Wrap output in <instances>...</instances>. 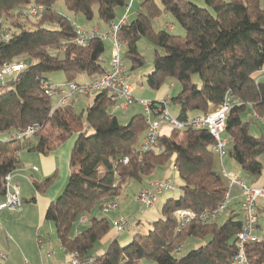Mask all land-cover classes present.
I'll return each instance as SVG.
<instances>
[{
    "label": "trees",
    "instance_id": "1",
    "mask_svg": "<svg viewBox=\"0 0 264 264\" xmlns=\"http://www.w3.org/2000/svg\"><path fill=\"white\" fill-rule=\"evenodd\" d=\"M56 1L0 0V19L9 31V40L0 42V66L18 63L19 58L27 61L16 78L0 86V198L4 195V177L18 169L16 154L24 147L23 142L11 138L13 134L36 126L30 150L42 155L74 136L68 180L44 215V221L53 224L65 253L71 256L75 252L79 259H91V264H137L141 260L156 264H230L235 236L242 225L240 213L221 224L216 219L192 220L181 229L175 214L177 210L200 214L216 209L228 191L227 179L221 173L222 159L214 152L215 141L208 131L188 125L172 129L169 135L159 136L156 148L142 152L138 146L146 130L144 115L135 114L121 124L110 111L118 104L112 91L95 93L91 104L80 113L74 112L70 103L52 106L51 97L41 86L42 81H48L47 74L62 72L66 83L78 84L109 71L101 59L103 40L96 38L85 47L78 46L72 28L75 21L55 11ZM201 1L202 6L194 0L139 3L135 19L117 32V41L125 48L122 61L126 75L144 66L137 42L147 39L154 46V56L144 84L154 91L170 82L179 84L178 94L170 100L178 105L176 119L183 124L204 115L210 105L221 104L230 91L240 104L231 108L225 123L228 156L244 174L257 177L264 171V133L255 136L250 127L258 126L255 116L264 119V79L255 76L264 69V3ZM127 2L63 0L74 17L81 15L91 21L96 14L105 24L113 22L116 9ZM38 6L42 11L37 22L29 26L21 23V18H30L28 10ZM164 13L172 16L183 35L153 29L152 20ZM193 75L198 83L192 81ZM6 134L9 138L2 139ZM168 162L181 181L176 186L180 195L161 205V217L149 223L146 233H136L124 247L114 237L103 254H93L96 244L112 229L105 216L92 215L94 208L103 211L104 204L119 197L130 180L141 182ZM52 181L53 176L35 183V191L44 193ZM256 208L259 218L264 207L257 203ZM82 216H87L88 223L77 231ZM188 238L206 239V243L175 256L176 249H181ZM246 258L248 264H264V236L247 245Z\"/></svg>",
    "mask_w": 264,
    "mask_h": 264
},
{
    "label": "built area",
    "instance_id": "2",
    "mask_svg": "<svg viewBox=\"0 0 264 264\" xmlns=\"http://www.w3.org/2000/svg\"><path fill=\"white\" fill-rule=\"evenodd\" d=\"M146 0H128L125 6V15L119 21L118 24L111 22L109 24V33L101 32L98 28L92 27L89 29L84 28L76 22L72 23V28L75 32V43L80 47H85L93 39L104 40L108 37L112 40V52L109 71L98 78L91 80L88 83H73L64 82L59 84H53L49 81H42V89L44 93L49 96H57L55 107L66 105L70 98L76 93L83 95L95 94L102 90H110L115 94V98L121 109L133 105L137 99L134 96V88L128 81L125 67L120 55L122 50L121 45L117 41V32L120 27L126 24V15L130 12L135 2L141 3ZM42 11V7L38 6L30 8L28 14L32 17L37 16ZM9 40V31L0 19V42L5 43ZM25 68L21 63H4L0 66V86H3L9 78H16L17 75ZM255 76L259 79H264V69L257 72ZM174 87V84H167L168 93L164 99L159 102H153L148 100L140 101L143 107L144 121L146 124V130L139 142V150L147 152L157 147L158 138L161 135L159 132L160 124L165 121L170 129H182L185 125L193 127L195 129H205L213 137L215 144L213 147L214 152L223 159L228 155L229 140L225 136V123L229 111L234 105L240 104L239 99L235 98L230 91L225 93L223 101L217 106L210 105L204 115H196L188 121L187 124L179 122L176 118L171 117L169 113L170 96L169 91ZM257 117V116H255ZM36 130V126H28L21 132L12 135V139L23 142L28 137L32 136ZM19 156V152L16 154ZM125 163L127 159L123 160ZM222 175L227 179L228 191L225 194L222 202L216 209L205 210L200 214H196L190 210H177L175 212L179 222V229L184 227L192 220H200L201 222H209L217 219L229 206L231 195L230 191L236 187L240 194L239 213L242 219L241 229L235 236V253L230 261V264H248L246 258V247L250 243L257 242L258 236V215H257V203L260 200H264V185L262 187H250L246 185L239 177L227 172L224 168L221 170ZM12 173L7 174L4 177L3 189L4 195L0 198V213L2 211H12L20 213L22 209V201L19 195L18 187L11 183ZM174 189L173 183L169 179H163L160 181H154L147 187L142 188L135 198V202L138 206L143 208L152 207L158 196L165 191ZM117 204L106 203L103 207V212H109L115 210ZM81 223L87 222V216L80 218ZM128 227L126 219L121 218L114 223V237H117L123 233ZM40 245V243L38 242ZM180 249H176V252ZM6 257L0 253V260H4ZM65 264H91V259H79L77 253H72L71 258Z\"/></svg>",
    "mask_w": 264,
    "mask_h": 264
},
{
    "label": "rangeland",
    "instance_id": "3",
    "mask_svg": "<svg viewBox=\"0 0 264 264\" xmlns=\"http://www.w3.org/2000/svg\"><path fill=\"white\" fill-rule=\"evenodd\" d=\"M262 1L264 3V0H262ZM194 2L197 3L198 5L202 6L201 0H194ZM54 9L58 13L64 14L66 16H69L71 19H74V21L76 23L83 26L84 28L85 27H91V28L92 27H96V28L99 27L101 32L109 33V28H108L109 24L99 22L96 14H94L93 19L91 21H86L81 15L74 17L71 13H69L66 10V8L63 4V0H57L55 5H54ZM139 9H140L139 3L135 2L133 4L132 8L130 9V12L126 15L128 22L135 19ZM94 11H95V9H94ZM124 15H125V7L117 8L113 22L118 24L119 21L124 17ZM37 16H35V17L30 16V18H28V17L27 18H21L20 21H21V23L25 24V26H29V25H32V24L37 22V18H36ZM152 27L154 30H164V31L172 33V34L183 35V30L175 22V20L172 18V16H170L169 14L164 13V14L160 15L159 17L155 18L154 20H152ZM11 29H13V26ZM87 29H89V28H87ZM103 45H104V53L101 56V59H102L103 65L106 68H109L110 67L109 64H110V60H111L112 46H113V43H112V40L110 39V37L103 40ZM137 49H138V52L143 57L145 64L142 68L136 70L135 72H129L127 75L128 81L130 82V84L134 88V91H135L134 96L137 99V101L133 105L127 107L128 110H126V111H123L125 109L122 110L118 104H117V106H114L110 109V111L118 118V120L121 124H126L133 115L142 113L143 107L141 106L140 101L154 100L153 97L156 94V91L149 89L144 84L146 75H148L152 70L154 46L147 39L141 38L137 42ZM124 53H125V48H122V50L120 51V55H121L122 59H123ZM25 59L26 58H19L18 63L24 64V65L27 64V61ZM126 64L128 65V62ZM46 77H47V80L53 84L65 82V76L62 72L50 73V74H47ZM135 77H137L139 80H142L143 84L141 85L139 83L134 82L133 78H135ZM192 81L198 83V78L196 75L192 76ZM83 82H84V80H83ZM170 83L174 84V88L170 89V92H169L171 94V97L174 98L175 95L178 94V91L180 90V86L176 82H170ZM92 95H94V94L83 95L81 93H76L75 95H73L72 98H70V100H71V102L73 100L72 108H73L74 112L80 113L82 111H85L86 108L91 104V101L93 98ZM70 100L67 104L70 103ZM56 101H57L56 96L51 97V104L53 107L56 105ZM178 110H179L178 105H176L174 102H172L170 100V106H169L170 116L176 118L178 115ZM83 118H84V115H83ZM255 118L258 119V126H256L255 124H252L250 127V132L253 135L258 136L261 134V132L264 133V119H260L259 117H255ZM159 132L161 133V135H169V133L171 132L170 127L168 126V124L165 121L161 122ZM30 137H28L27 139L29 140ZM1 138L2 139H8L9 135L8 134L2 135ZM28 140L25 139L23 141L22 145L25 146L26 141H28ZM140 141H141V139L139 140V142ZM229 159L230 158L228 155L223 158V161L225 162L226 165L229 163ZM171 165H172V163L168 162L164 166V168H162V170L160 172L170 170ZM173 175H174V173H173ZM239 178L246 185L251 187V179L252 178H256V179L260 178L258 181H260V182L263 181L264 171L262 173V176L260 175L257 177L247 176L246 174L241 172V174L239 175ZM152 182H154V181H152ZM138 185L139 184L137 181L130 180L127 183V185L122 189L120 196L110 200L111 202L114 201V203L117 204V206H119V207L115 208V211L110 210L111 211L110 213L105 214V217L110 221V223L112 225H113V221L120 219L121 217L125 218L126 221H128V227L126 228V230L123 233H121L120 235H118V237H117V242H118L120 247H124V246L128 245L129 243H131L133 240V237L136 233H143V225H146L147 223H150L151 221L154 220L153 217L148 216L149 210H147V208L140 207L135 203V198H136L135 192H136V188L138 187ZM108 203H109V201H108ZM161 204H162V202L159 200L156 203V209H158V212H160ZM121 208H125L126 212H124V213L121 212ZM227 211H228V209H226L216 219V222L218 224H221L225 221ZM9 212H12V211H9ZM13 213H17V212H12L11 214H9L7 212L2 213V215H0V220L2 223H0V224H2V227H4V228L6 225L9 229L10 233H13V235H14V233H17L16 227H14V224L9 222L10 220H14L17 217L16 216L17 214H13ZM100 214H101V212L98 209V207L94 208V210L92 211V215H94V216H100ZM126 214H128V215H126ZM258 222L260 225V229L258 231V236L262 237V236H264V213L259 216ZM45 223L46 224L38 231V236L43 242H45L47 244V246H51L52 244L56 245V242L58 243V240L56 238L55 232L53 229L49 228V225H51L52 223L47 222V221H45ZM86 225H87L86 222H85V224L79 223L76 227V230L80 231ZM17 226H19L20 227L19 230L22 231L23 227L21 225H17ZM2 227H0V236L2 239V244L4 243V245H5V239H4L5 234L3 232ZM6 232L8 233L7 229H6ZM36 239H37L36 233L33 236L28 235V236L22 238L20 243L22 244L23 250L19 251V252L17 250H15L12 255L8 254V250L5 248L0 249V251H3L2 254H4V253L8 254L7 261L9 262V264H24L25 262H27L28 264H40L41 263L40 253H41V251L43 252L42 247L44 245L43 246H42V244L38 245L36 242ZM10 240H11V238H10ZM205 243H206V239L201 240V239H196V238H188L182 244L180 251L175 252V256H177V257L183 256V255L187 254L188 252H190L191 250H194V249H197V248L203 246ZM98 245H99V243L96 244L95 249L92 251V253L95 255L96 254L97 255L103 254L108 249L109 244L107 246H104V248L102 247V249H98ZM0 263L5 264L6 261L0 260ZM149 264H156V263L149 261Z\"/></svg>",
    "mask_w": 264,
    "mask_h": 264
},
{
    "label": "crops",
    "instance_id": "4",
    "mask_svg": "<svg viewBox=\"0 0 264 264\" xmlns=\"http://www.w3.org/2000/svg\"><path fill=\"white\" fill-rule=\"evenodd\" d=\"M86 28H89V27H86ZM133 81L141 85L143 84V81L139 80L137 77L133 78ZM167 93H168L167 85H164L163 87H161V89L156 91V94L153 97L154 100H150V101L159 102L162 99H164ZM169 96L171 97L170 93H169ZM70 104L73 106V100L72 102L70 100ZM126 110H128V108L123 111H126ZM74 140H75V137L73 136L70 139L66 140L65 142L57 145L48 155H42V154H39L37 152L30 150V146L34 142L32 138L26 141V145L19 152V158H18L19 167L11 175V183L18 187L19 195L22 201L21 212L13 213V214H17L16 215L17 217L14 220L9 221L10 223L14 224V227H16L17 233H14L13 235V233H10L6 225L4 228L2 227V224H0V227L3 228V232L5 234V238H4L5 245L4 243L2 244V239L0 236V249L2 248L7 249L8 254L10 255H12L15 250H17L18 252L22 251L23 247H22V244L20 243L22 238L28 235L33 236L36 233L37 244L39 242L40 245L41 244L42 246L44 245L42 247L43 252L41 251L40 253V257H41L40 264H65L71 258L69 254L65 253L62 250L59 244V241L58 243L56 242V245L52 244L51 246H47V244L39 238L38 231L46 224L44 221V215L48 208V205L50 204L51 201L56 199L61 194L68 180L69 158H70L71 149L74 144ZM222 165H223V168L227 172H230L236 175L237 177H239V175L242 172L240 167L231 158L229 159V163L227 165L222 159ZM162 168L164 167L156 169L150 176L145 177L141 182H138L139 185L136 188L135 197L142 188L147 187L152 181H160L163 179L171 180L175 187L174 189L170 191H165L161 195H159L157 201L159 200L163 204L166 200L176 199L180 195V191L176 186L181 185V181L179 180L177 173L174 170L173 166L171 165V168L168 171L160 172ZM51 176H53V181L48 186V188L44 191V193L36 192L34 189V184L40 183L43 180ZM259 179L252 178L251 187H262L264 185V178L262 182L258 181ZM240 200L241 198H240L239 190L237 188H234L233 196L231 197L229 207L227 208L228 211L226 212V219L232 214L239 213ZM263 201L264 200H260L258 202V204L261 205L262 207H264ZM111 203H114V201H112ZM156 203L152 207L147 208V210H149L148 216L153 217L154 219L153 221L161 217L160 212H158V209H156ZM118 207L119 206H117V208ZM112 211H115V210H112ZM4 212H7L9 214L12 213V212L5 210V211H2L0 215H2V213ZM100 212H101L100 216H105V214H108L111 211L106 212V213H104L103 211H100ZM121 212L123 213L126 212L125 208H121ZM120 219L113 221V225L116 221ZM0 223H2L1 220H0ZM81 224H85V223H81ZM17 225H21L23 227L22 231L19 230L20 227ZM113 225H112L111 231L105 237H103V239L99 241L98 249H102V247L104 248V246H107L113 240L114 238V226ZM49 228L54 230V227L52 224L49 225ZM6 229L8 233L6 232ZM148 229H149V223H147L146 225H143V233H146ZM0 252L3 253V251H0ZM8 254L4 253L6 257L4 259L6 261L5 264H9V262L7 261ZM25 263L28 264L27 262ZM137 264H149V261L141 260Z\"/></svg>",
    "mask_w": 264,
    "mask_h": 264
}]
</instances>
